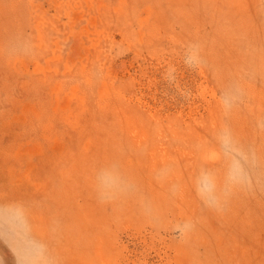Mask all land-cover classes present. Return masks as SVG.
I'll return each instance as SVG.
<instances>
[{
  "label": "rangeland",
  "instance_id": "obj_1",
  "mask_svg": "<svg viewBox=\"0 0 264 264\" xmlns=\"http://www.w3.org/2000/svg\"><path fill=\"white\" fill-rule=\"evenodd\" d=\"M30 263L264 264V0H0V264Z\"/></svg>",
  "mask_w": 264,
  "mask_h": 264
},
{
  "label": "crops",
  "instance_id": "obj_2",
  "mask_svg": "<svg viewBox=\"0 0 264 264\" xmlns=\"http://www.w3.org/2000/svg\"><path fill=\"white\" fill-rule=\"evenodd\" d=\"M21 226H23V225H21ZM26 240H27V238H25ZM28 247H30V246H28ZM31 264V263H30Z\"/></svg>",
  "mask_w": 264,
  "mask_h": 264
}]
</instances>
